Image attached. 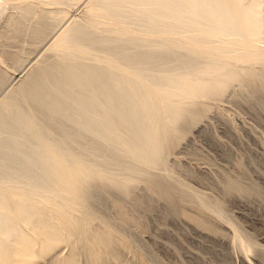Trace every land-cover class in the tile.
<instances>
[{
  "label": "bare ground",
  "instance_id": "1",
  "mask_svg": "<svg viewBox=\"0 0 264 264\" xmlns=\"http://www.w3.org/2000/svg\"><path fill=\"white\" fill-rule=\"evenodd\" d=\"M0 20V264H37L62 246L69 259L53 264H80V253L119 262L139 243L115 225L142 222L137 204L105 217L96 204L107 189L120 205L142 184L195 205L182 213L194 223L209 212L237 227L224 200L175 173L171 142L228 88L264 92V0H0ZM241 184L229 177L226 192H257ZM239 233L241 250L261 249Z\"/></svg>",
  "mask_w": 264,
  "mask_h": 264
},
{
  "label": "rangeland",
  "instance_id": "2",
  "mask_svg": "<svg viewBox=\"0 0 264 264\" xmlns=\"http://www.w3.org/2000/svg\"><path fill=\"white\" fill-rule=\"evenodd\" d=\"M82 7L74 10L70 17L79 15ZM4 22L0 20V26ZM35 55L32 59L38 57ZM31 66L27 65L25 69L14 74L8 90L19 82ZM235 87L236 85L228 88L226 97L222 100L212 102L213 109L191 130L185 141L176 146V135L174 136L171 142V151H174L170 154L169 164L195 190L224 200V208L230 213L229 217L231 215L233 222L236 221L237 229L209 212L204 213L202 224L194 223L182 213L187 211L188 216L197 215L195 205H188L186 202L174 205L170 200H162L149 194L142 184L133 189L134 191L131 190L134 199L125 201L127 204L132 203L131 205L122 202L121 206L117 205L121 192L103 190L96 206L104 209L105 217H113L115 220L118 211L125 208L133 210L137 204L140 208L135 206L132 215L141 219L142 223L140 227L134 223L122 226L117 223L115 229L119 233V230L123 231V235H120L122 238H130L132 242L138 241L139 244L131 243V251L129 248L121 249L119 259L122 263L107 257L103 260L106 263L101 261L103 263L100 264H264V92L251 96L249 93H239ZM229 177L240 181L242 189L254 186L257 192L227 193L225 181ZM112 195L119 196L113 199L110 197ZM139 201L143 203L141 206ZM183 208L186 210L183 211ZM208 226L214 228L210 231L206 229ZM93 228L92 231L97 232L99 225L95 224ZM238 229L261 249L253 252H244V248L241 250L242 247L239 248L233 242L236 240L234 237L241 235ZM80 244L78 247L85 245V242ZM123 250L129 251L125 253ZM51 254L47 258L39 259L37 264H53L56 257H61L59 259L66 262L71 248L62 246ZM80 254V264H89L87 254Z\"/></svg>",
  "mask_w": 264,
  "mask_h": 264
}]
</instances>
